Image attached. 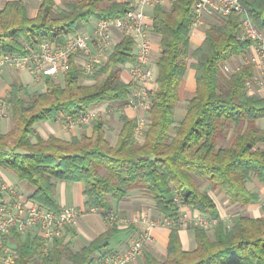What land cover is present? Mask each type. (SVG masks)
Returning a JSON list of instances; mask_svg holds the SVG:
<instances>
[{
  "label": "trees",
  "instance_id": "1",
  "mask_svg": "<svg viewBox=\"0 0 264 264\" xmlns=\"http://www.w3.org/2000/svg\"><path fill=\"white\" fill-rule=\"evenodd\" d=\"M152 6L149 31L159 43L154 60L156 87L142 139L136 136V117L120 114L121 125L112 145L105 136L104 122L95 119L90 135L70 139L54 134L46 138L37 129L40 121L76 117L97 105L126 106L134 86L121 71L133 61L134 37L124 35L91 73L73 54L68 68L56 77L46 75L44 89L28 91L18 80L10 83L4 97L13 126L0 131V169L11 171L31 187L29 198L57 211L55 181H81L88 206L105 216L114 200L131 189L151 197L157 210L176 220L182 204L215 219L212 233L192 225L195 247L183 250L176 230L169 235L162 259L152 252L145 264H264V208L257 217L239 214L227 225L207 189H223L230 201L246 205L259 200L247 188L253 177L264 182V94L248 93L255 68L245 61L251 39L240 36L241 20L205 15L204 38L191 49L196 0H168ZM253 23L264 29V0H240ZM132 4L128 0H40L34 17H29L24 0H6L0 9V53L24 54L42 41L63 42L78 24L92 18L122 16ZM194 69L195 90L186 103L184 117L176 121L179 87L188 69ZM242 60L227 72L234 58ZM244 58V59H243ZM93 79L92 83L83 82ZM2 197L0 191V198ZM67 229V228H66ZM119 228L111 225L83 247L74 250L64 242V233L44 241L40 236L22 238L14 231L15 259L12 264H32L43 248L41 264H93L104 253L106 240ZM43 251V250H42ZM98 253V255H96Z\"/></svg>",
  "mask_w": 264,
  "mask_h": 264
},
{
  "label": "built area",
  "instance_id": "2",
  "mask_svg": "<svg viewBox=\"0 0 264 264\" xmlns=\"http://www.w3.org/2000/svg\"><path fill=\"white\" fill-rule=\"evenodd\" d=\"M132 7L122 16L113 18H92L83 27L67 36L63 42L42 41L36 48H28L24 54L0 53V68L4 65L15 69H27L35 83H43L46 75L57 77L64 73L71 55L81 58L82 68L91 73L96 64L107 59V55L117 42L113 31L117 29L122 35L130 34L134 37L133 61L125 68L134 83L127 98L126 106H141L148 109L151 105L150 93L153 87L154 75L152 70V44L149 31L146 6H153L162 0H128ZM195 20L193 24L203 22L205 15L227 16L235 13L241 20L240 36L252 40L245 61L251 62L255 68L253 80L248 82V93L264 94V29H259L253 23L240 0H196L194 4ZM8 105L0 101V118L6 114ZM100 109L88 108L76 117H67L66 127L89 124L99 118ZM140 124L138 121L137 130ZM0 191H6L8 197L0 198V264H12L15 259V248L9 246L7 237L14 231L26 233L36 230L38 236L49 241L60 236L66 228L75 222L79 213L74 206H60L57 211L39 205L37 202L23 198L8 185H0ZM109 223L114 224L121 217L110 209L105 214ZM138 221L144 222L145 228L136 230L128 241L125 251H105L99 255L93 264H130L142 252L143 244L152 240L150 230L157 224H180L181 226L198 225L209 228L215 219L202 214L188 215L180 210L176 220L161 216L159 220L149 219L145 214L139 216ZM46 252V248L42 249Z\"/></svg>",
  "mask_w": 264,
  "mask_h": 264
},
{
  "label": "crops",
  "instance_id": "3",
  "mask_svg": "<svg viewBox=\"0 0 264 264\" xmlns=\"http://www.w3.org/2000/svg\"><path fill=\"white\" fill-rule=\"evenodd\" d=\"M6 0H0V9L3 7V4ZM57 4L63 0H54ZM123 1V0H121ZM168 1V0H167ZM27 8V13L29 17H34L38 10V4L40 0H24ZM163 3V0L162 2ZM151 10L152 6H146V13L148 14V22L151 20ZM205 20L203 19L202 23L194 24L190 32V44L191 49H194L200 44L204 38V29H205ZM87 25L86 23H79L78 27H83ZM113 35L116 41H119L123 35L117 29H114ZM151 44H152V57L153 64L152 70L154 78L156 76V67L154 60L159 51V43L157 37L151 34ZM249 51H254V48H249ZM236 61L240 62L241 57L235 58ZM244 59V58H243ZM193 60H191L192 62ZM190 62V63H191ZM238 62V63H239ZM188 64L187 72L183 78V81L179 87V100L180 103L175 107L174 117L176 121L181 120L186 113V105L182 106V98L180 90L183 87H188L189 90H195V77L194 69ZM121 78L125 82H132L131 76L124 67L121 71ZM20 81L25 87L26 84L32 82V75L27 69L15 70L6 65L0 68V99L4 100L5 95L7 94L10 83L12 80ZM41 83H35V85ZM153 87H156V81L154 80ZM44 88V85H43ZM42 90V89H41ZM102 105L106 103L97 105V108H102ZM145 109L141 106H135L132 108H126L125 112L127 115L136 117L137 121L145 113ZM123 113V112H122ZM120 116V115H119ZM0 125L2 126L1 132H5L10 127V120L8 118L1 119ZM64 119L58 117L56 120L52 121H40L37 125V129L43 137H47L50 134L62 139H70L72 136H79L81 133L90 135L92 132V123L83 124L81 127H70L65 128L63 123ZM261 124L264 123V119H260ZM264 127V125L262 126ZM85 128V132L80 129ZM120 128V126H119ZM105 129V127H104ZM119 130V129H118ZM117 134L113 141H110L112 145L115 144L117 140ZM106 136V131H105ZM0 182L8 186H12L13 190L17 194L21 195L23 198H29V193L32 191V188L27 187L24 181H20L16 176L9 170L0 169ZM26 187L27 192L24 191ZM247 188L250 191L261 193V189H264V182L260 181L258 178L253 177L250 181L247 182ZM2 197H8L6 191H1ZM55 198L57 199L59 206H74L78 208L79 213L76 216L74 223L69 225L66 229L64 235V242L70 244L71 248L77 250L84 245L92 241L96 236L106 231L111 225H116L120 231L116 234L110 236L106 240L105 246L101 249L102 251H125L128 247V241L134 236L136 230L145 228V223L138 221L139 216L145 214L149 219L159 220L162 214L157 210L154 200L149 197L144 191L140 189H131L127 195H125L121 200H114L112 208L113 210L121 217V220L117 223L111 224L108 222L103 212L97 208H93L87 205L86 195L83 193V183L81 181H66L56 179L55 181ZM30 199V198H29ZM255 203V202H251ZM249 203V204H251ZM264 208V207H263ZM182 211H185L188 215L201 214L198 210L191 208L189 205H184L181 208ZM185 209V210H184ZM263 213H254V214H243L251 217L261 216ZM222 217V214H220ZM223 218V217H222ZM235 219V218H234ZM233 219V221H234ZM175 229L183 250H191L195 247V238L194 231L189 227H183L180 225H166L163 223L157 224L151 228L150 233L152 235V240L150 242H145L143 244V249L141 254L130 264H145L144 258L148 252H152L155 256L164 257L167 250V245L169 241V235L172 229ZM12 232L7 237V243L9 246L15 248L16 240ZM21 237L24 239L26 237H33L38 235L36 230H32L26 233H20ZM98 255V253H96Z\"/></svg>",
  "mask_w": 264,
  "mask_h": 264
},
{
  "label": "rangeland",
  "instance_id": "4",
  "mask_svg": "<svg viewBox=\"0 0 264 264\" xmlns=\"http://www.w3.org/2000/svg\"><path fill=\"white\" fill-rule=\"evenodd\" d=\"M163 4L168 6L169 5V1L163 0ZM152 35L155 36L154 34H152ZM191 60H193L192 57H188L187 58V63L189 64L191 62ZM238 62L234 58L231 62L226 64L225 70L227 72L231 71L232 69H234L236 67V65H238ZM56 79L60 80V77H56ZM83 82L92 83L93 79L86 78V79L83 80ZM26 85H27L26 86L27 90L30 91V92H32L34 90L44 89L43 88V85H44L43 83L35 85V82L34 83L30 82V83H28ZM180 93H181L182 106H183V104L186 105L188 98L193 95L194 90L193 89L189 90L188 87H183L182 86V88L180 90ZM251 94H253V93H251ZM0 101H4V100L0 99ZM179 103H180V100H179ZM126 108H132V107H129V106L123 107L121 105H116V104H106V105H104V107L102 105V108H100L101 111L99 113V119L103 120V122H104V127H105V131H106V138L108 139L109 142L113 141V139L115 138V135H116V133H117V131L119 129V126L121 125V121H120L119 115L122 112H125ZM145 111L146 112L139 119V124H140L139 130L136 131V136H137V138L139 140L142 139L143 130H144L146 124H147V119H148L147 116H148V114H147V110L146 109H145ZM3 118H8L10 120L9 121L10 122V127L8 129V130H10L11 127L13 126V120H12L11 113H10L9 109H7L6 114L0 118V122L2 121L1 119H3ZM262 119H264V118H262ZM259 120L257 121V123H258V125L260 127H262L264 125V123L261 124L259 122ZM63 125H64V123H63ZM82 125H76V126H73V127H81ZM64 127L65 128H69V127H66L65 125H64ZM1 128H2V126L0 125V130H1ZM80 130H82L83 132L86 131L85 128L80 129ZM262 148H264V144L262 145ZM1 183L2 182H0V185H2ZM10 187L12 188L11 185H10ZM200 188L201 189H207L209 191V193L211 194V196L213 197V199H214V201L216 203V206H217V208L219 210V213L222 214V217H223V219H224V221H225V223L227 225H230L233 222V219L239 214H247V213L254 214V213H257V212L258 213H263L264 189L260 190L261 193L259 194V200L258 201H256L255 203H251V204L241 205V204H237V203H234V202L230 201V199L226 196L225 191L223 189H218V188L212 189L208 185V183L206 181H201L200 182ZM23 189H24L25 192H27L26 187H24ZM184 205L185 204L181 205L180 210H182L181 208H183ZM183 212H185V211H183ZM195 215H197V214H195ZM202 215H204V214H202ZM175 225L177 226V225H180V224H177V223L172 224V226H175ZM213 225H211L209 228H206V229H208L210 234L212 233V228H213L212 226ZM189 226L190 225H188L186 227H189ZM183 227H185V226H183ZM43 255H44V252L41 250V252H39V254H37L35 256V258L32 260V264H41V258H42ZM157 258L162 259L163 257L157 256ZM63 264H68L67 260L63 259Z\"/></svg>",
  "mask_w": 264,
  "mask_h": 264
}]
</instances>
